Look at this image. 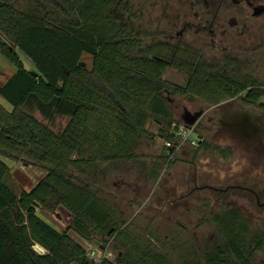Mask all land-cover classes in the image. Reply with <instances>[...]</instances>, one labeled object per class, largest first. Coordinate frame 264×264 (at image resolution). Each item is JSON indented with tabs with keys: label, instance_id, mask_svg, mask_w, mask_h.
I'll return each instance as SVG.
<instances>
[{
	"label": "trees",
	"instance_id": "1",
	"mask_svg": "<svg viewBox=\"0 0 264 264\" xmlns=\"http://www.w3.org/2000/svg\"><path fill=\"white\" fill-rule=\"evenodd\" d=\"M96 3L87 1L84 9L72 0L68 13L64 0H27L23 6L0 0V52L17 68L0 86L13 106L9 112L0 105V155L45 171L34 187L16 194L0 159V264H258L263 233L236 209L212 214L220 244L200 253L178 233L166 243L151 224L123 219L105 197L109 175L141 160L139 145L154 136L150 123L167 142H176L178 130L161 95L165 67L137 51L141 40L131 39L115 3ZM84 55L92 58L90 67ZM58 116L67 121L54 130L50 123ZM162 156L150 169L152 183L170 157ZM59 208L71 217L63 231L37 212ZM73 234L113 257L95 260ZM35 244L45 252L38 253Z\"/></svg>",
	"mask_w": 264,
	"mask_h": 264
},
{
	"label": "flooded vegetation",
	"instance_id": "2",
	"mask_svg": "<svg viewBox=\"0 0 264 264\" xmlns=\"http://www.w3.org/2000/svg\"><path fill=\"white\" fill-rule=\"evenodd\" d=\"M77 1L85 9L92 0ZM111 1L120 9L118 17L128 21L131 39L141 40L137 51L166 69L161 95L174 115L172 128L178 130L173 131L176 142L167 145L169 152L173 147L178 151L181 129L197 140L191 146L195 149L187 151L192 170L178 172V184L206 192L215 204L209 216L217 228L212 214L232 208L249 226L263 228L264 0ZM64 2L70 13L72 0ZM200 158L239 169L203 177ZM186 209L180 212L179 227L205 222L199 219L194 225L191 207ZM219 242L217 238L210 246Z\"/></svg>",
	"mask_w": 264,
	"mask_h": 264
},
{
	"label": "rangeland",
	"instance_id": "3",
	"mask_svg": "<svg viewBox=\"0 0 264 264\" xmlns=\"http://www.w3.org/2000/svg\"><path fill=\"white\" fill-rule=\"evenodd\" d=\"M13 1L21 6L27 2V0ZM3 41L7 46L15 49L25 67L31 68L32 62L19 49L13 47L8 41ZM83 61L87 67H90L92 58L89 55H84ZM16 69V65L0 52V86L5 83L7 77L12 75ZM0 105L9 112L13 110L12 104L1 95ZM36 115L44 123L47 122L40 114ZM66 121L67 117L58 116L50 125L52 129L59 130L65 126ZM149 128L154 136L151 139L143 138L139 145L138 155L141 160L126 169V172H113L109 175L106 188L110 194L105 195V197L120 212L123 219L129 221L134 219L141 225L151 224L160 232L162 239L166 243L172 238L171 234L178 233L180 240H191L197 250L202 252L208 244L209 246L214 244L215 240L219 239L221 235L219 229L210 221L209 215L212 206L215 205L213 200L207 196L205 191H192L189 185L181 188L178 184L180 176L178 172L184 170L185 167L190 171L192 170L187 164L191 160L187 151L195 148L191 147L192 145L189 142L180 140L178 151L172 154L167 149V145L171 142H165L163 138L157 136V125L150 123ZM182 152H185L187 157ZM162 155H169L170 157L167 158L166 163H160L159 177L155 183H152L150 169L154 167L159 158L163 157ZM183 157L188 159H181ZM0 159L10 169V174L5 179V182L16 194H19L23 189L30 190L45 175L44 170L26 161L15 160L3 155H0ZM197 163L203 177L205 175L213 176L217 173L223 176L230 169L232 171L239 169L236 164L229 167L228 164H224L221 161L212 165L210 159L204 158L198 159ZM189 193L190 195L187 196ZM185 197L187 199L182 200ZM187 207H191L189 212L192 214L194 225L199 219H204L205 222L197 227H179L180 219L184 218V216H180V212L188 211ZM37 212L50 224L60 229L67 227L71 221L69 213L64 208H59L52 214H48L44 210H38ZM250 227L253 230H264V227L257 228L254 225ZM87 245L90 248L92 247V249L100 250V253L103 252L98 243H87ZM163 250L171 251L169 247L168 250L166 247ZM36 251L38 253L42 252L39 249ZM262 253L256 255L258 264H264V252L262 251ZM110 256L111 258L113 257V255Z\"/></svg>",
	"mask_w": 264,
	"mask_h": 264
},
{
	"label": "built area",
	"instance_id": "4",
	"mask_svg": "<svg viewBox=\"0 0 264 264\" xmlns=\"http://www.w3.org/2000/svg\"><path fill=\"white\" fill-rule=\"evenodd\" d=\"M178 136L181 138L182 141H187L189 142L191 145H195L197 143V140L195 138H192V136H190V132L188 129H181L179 132H178ZM172 144H168V146H171ZM180 145H178L176 148H178ZM37 246H39V250H41L42 252L41 253H44L45 252V249L43 247H41L39 244H35ZM34 245V246H35ZM35 249V247H34ZM90 250L89 251V256L94 258L95 260H99L101 258H104L105 256H110L111 254L110 253H107L105 250H102L103 252L100 253V250H95L92 249V247L88 248ZM36 250V249H35Z\"/></svg>",
	"mask_w": 264,
	"mask_h": 264
},
{
	"label": "crops",
	"instance_id": "5",
	"mask_svg": "<svg viewBox=\"0 0 264 264\" xmlns=\"http://www.w3.org/2000/svg\"><path fill=\"white\" fill-rule=\"evenodd\" d=\"M31 68H32V65H31ZM11 76V75H10ZM9 78V76L7 77V79ZM6 79V80H7ZM71 218V217H70ZM55 226V225H54ZM56 227V226H55ZM56 228H58V227H56ZM66 228V227H65ZM65 228L64 229H60V228H58V229H60V230H65ZM76 236V235H75ZM76 240H78L79 242H81L82 244H84V245H86V246H88L87 245V243L83 240V239H81V238H79V237H76Z\"/></svg>",
	"mask_w": 264,
	"mask_h": 264
},
{
	"label": "water",
	"instance_id": "6",
	"mask_svg": "<svg viewBox=\"0 0 264 264\" xmlns=\"http://www.w3.org/2000/svg\"><path fill=\"white\" fill-rule=\"evenodd\" d=\"M32 74H33V75H37V72H36V71H32ZM188 123H189V124H193V121H189ZM34 247H35L36 250L39 249V246H37V245H35Z\"/></svg>",
	"mask_w": 264,
	"mask_h": 264
}]
</instances>
